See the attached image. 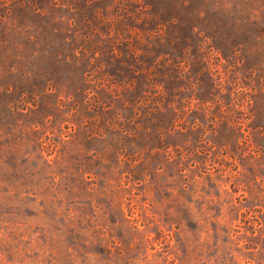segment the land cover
<instances>
[{"label":"rangeland","instance_id":"374dc122","mask_svg":"<svg viewBox=\"0 0 264 264\" xmlns=\"http://www.w3.org/2000/svg\"><path fill=\"white\" fill-rule=\"evenodd\" d=\"M0 264H264V0H0Z\"/></svg>","mask_w":264,"mask_h":264}]
</instances>
